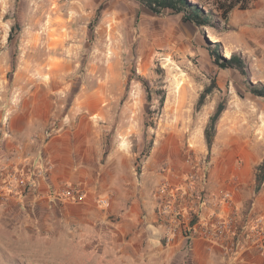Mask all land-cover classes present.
<instances>
[{"label":"rangeland","instance_id":"374dc122","mask_svg":"<svg viewBox=\"0 0 264 264\" xmlns=\"http://www.w3.org/2000/svg\"><path fill=\"white\" fill-rule=\"evenodd\" d=\"M187 1L212 13L210 25L186 20V5L174 10L156 0H0V75H17L19 84L32 75V82L60 89L53 96L60 115L77 90L93 89L96 140L79 155L94 159L100 172L94 189L82 185L86 198L79 203L53 195L80 185L38 192L22 180L5 182L0 264H264V182L254 190L264 158V96L258 94L264 48L255 56L233 47L244 73L222 68L212 57L214 44L225 38L219 51L228 59L225 45L251 41L232 31L216 0ZM76 98L87 103L86 95ZM220 101L224 109L207 150L204 128ZM22 171L1 167L0 179L10 172L23 179ZM166 181L186 194H175L174 204L209 199L222 206L223 215L215 212L231 218L233 255L204 239L209 253L188 254L174 240L151 259L143 255L134 233H161L166 246L157 195ZM103 197L107 206L99 203ZM197 210L193 222L200 221Z\"/></svg>","mask_w":264,"mask_h":264},{"label":"crops","instance_id":"0c3cea01","mask_svg":"<svg viewBox=\"0 0 264 264\" xmlns=\"http://www.w3.org/2000/svg\"><path fill=\"white\" fill-rule=\"evenodd\" d=\"M227 18L233 26L232 31L246 36L251 42H240V45L231 42L230 46L224 47L231 52L235 51L233 47H243L245 51L257 56V48H264V0H252L246 9L235 8ZM220 40L225 44V38ZM17 79V75H0V168L23 170V183L31 184L38 192L58 189L64 184L84 185L88 190L94 189L100 172H96L94 159L89 161L79 155L86 152L87 145L96 140L92 120L95 110L89 105V101H94V90H77L75 99L66 104L62 116L57 114L58 109L53 105L56 102L53 96L60 89L48 88L44 81L43 86H40L32 82V75L22 77V84ZM83 95H86L87 103H77L76 97ZM62 105L61 103L60 106ZM56 122L57 126L51 131L53 135L47 138L45 131L48 124ZM47 164H50V169L46 168ZM3 178L0 179V188L6 189L5 182L8 183L9 179L7 176ZM14 196L15 194L9 201ZM192 207L198 209L200 222L209 218L216 210L224 214L222 206L218 207L209 199L208 202L190 205ZM161 225L156 227L159 229ZM160 234L137 232L133 239L136 238L139 242L136 247L143 251V255L151 259L168 247V244H162ZM176 238L177 236L174 237L173 245L183 244L188 254L202 253L204 248L206 252L213 249L198 237L189 240L182 236Z\"/></svg>","mask_w":264,"mask_h":264},{"label":"built area","instance_id":"2783aa9c","mask_svg":"<svg viewBox=\"0 0 264 264\" xmlns=\"http://www.w3.org/2000/svg\"><path fill=\"white\" fill-rule=\"evenodd\" d=\"M45 135L49 138L52 135V132L46 129ZM9 177V182L12 181L16 183L19 180H22L23 182V179H19L14 172H10ZM9 186L10 185H8V187ZM175 194L177 196L179 195L174 191V187L168 181L162 183L157 189V195H159L162 200L160 214L163 215L164 220H166L163 235L165 243L171 244L174 241V237L177 236L178 233H182V237L187 240L192 237H198L209 243L220 245L223 249V253L227 256L233 255L231 253L235 250L234 240L236 232L232 227L231 218H222L218 213L212 212L209 218H206L204 221L193 222L192 217L196 215L195 208H190V205L194 204L188 203L184 205L183 208L174 204V201L177 200ZM185 195V193H182L179 197L185 199ZM0 196H2L1 193ZM85 196L86 190L81 186L67 187L62 190L61 193L59 192L53 195L56 200L76 203L82 202L85 199ZM99 203L107 206L108 199L106 197L100 198ZM259 233H262L261 235L264 237V230L261 229ZM259 247L264 251V238Z\"/></svg>","mask_w":264,"mask_h":264},{"label":"trees","instance_id":"16d2710c","mask_svg":"<svg viewBox=\"0 0 264 264\" xmlns=\"http://www.w3.org/2000/svg\"><path fill=\"white\" fill-rule=\"evenodd\" d=\"M157 3L166 4L174 10H179V5H186L188 11L184 15L186 20L192 21L196 25H210V17L212 13L210 11H204L202 7L197 4L188 2L187 0H156ZM216 7L219 11V15L226 19L228 14L235 8L246 9L251 4L252 0H216ZM220 43L214 44V47L211 51L212 57L216 64H219L222 68L233 67L240 70L241 73H244L243 61L240 54L236 51H232L228 59L222 57L219 51ZM215 81L213 80L211 84L206 86L202 92L199 94L196 106L199 107L203 104L205 97L213 90L215 87ZM259 95L264 96V90H261ZM224 109V102H218L214 112L209 116V120L204 128V141L207 147V150L211 149L213 138L216 133V123L221 115V112ZM264 182V158L256 167V173L254 177V190L258 191Z\"/></svg>","mask_w":264,"mask_h":264},{"label":"bare ground","instance_id":"6f19581e","mask_svg":"<svg viewBox=\"0 0 264 264\" xmlns=\"http://www.w3.org/2000/svg\"><path fill=\"white\" fill-rule=\"evenodd\" d=\"M212 39H213V38H212ZM215 39H216V38H215ZM215 39H214V40H215ZM228 53H230V52H228ZM228 53H226V55H228ZM70 54H71V52H70ZM70 54H69V55H70ZM70 57H71V56H70ZM61 62H62V61H61ZM111 68H112V67H111ZM108 71H109V70H108Z\"/></svg>","mask_w":264,"mask_h":264}]
</instances>
